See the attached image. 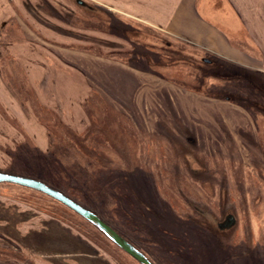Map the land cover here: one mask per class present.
<instances>
[{
    "label": "rangeland",
    "instance_id": "obj_1",
    "mask_svg": "<svg viewBox=\"0 0 264 264\" xmlns=\"http://www.w3.org/2000/svg\"><path fill=\"white\" fill-rule=\"evenodd\" d=\"M68 2L74 7L68 24L80 35L73 30L60 35L77 37L80 50L47 45L59 63L63 56L105 85L111 77H124L127 69L120 64L154 70L172 88L178 85L180 96L201 95L188 103L193 110L176 113L165 92L171 86L146 87L150 99L161 94V110L147 101L146 111L127 112L117 103L112 105L119 111L109 110V96L97 91L84 106L92 126L77 134L40 104L23 67L2 50L1 82L25 106L28 125L0 103V171L28 174L62 189L154 264H264V75L204 55L160 31L134 29L113 16L105 0ZM111 32L130 43L113 40ZM180 87L189 90L182 94ZM207 102L211 110H200ZM224 102L231 104L225 120L217 113ZM16 202L49 220L52 246L65 243L69 254L59 264H140L59 202L1 183L0 215L17 219L8 205ZM5 231L12 235L8 226ZM73 237L80 245L74 247ZM0 244V264H37L8 238L0 237Z\"/></svg>",
    "mask_w": 264,
    "mask_h": 264
},
{
    "label": "crops",
    "instance_id": "obj_2",
    "mask_svg": "<svg viewBox=\"0 0 264 264\" xmlns=\"http://www.w3.org/2000/svg\"><path fill=\"white\" fill-rule=\"evenodd\" d=\"M68 1L0 0V52L5 51L20 63L41 105L58 114L65 125L77 134H82L92 126L87 124L89 118L84 106L94 92L101 91V95L113 99L105 97L112 111H119L112 103H117L121 106L120 110L127 112L146 111L149 106L147 101H152L154 109L158 107L161 110L164 104L161 94L157 93L156 99H150L145 95V88L166 90L165 85H169L171 87L165 92L173 103L171 110L176 113L193 110L188 108V103L193 105L195 97L201 94L191 91L188 96H180L179 86L173 85L172 88L171 84L154 74V70L150 72L120 64L127 69L124 77H111L108 85H105L102 81H96L97 78L91 72L87 74L76 69V65H71L63 56L61 63L54 59L57 56L47 45L63 43L65 49L80 50L77 37L70 39L60 35H65L62 30L75 32L68 24L74 13V7ZM103 5L109 7V12L118 20L134 29L160 31L175 41L201 50L204 55L248 66L264 75V0H105ZM75 34L80 35L78 32ZM111 35L113 40L130 43L128 38L116 36L112 32ZM50 38L56 41H50ZM128 83L134 86V90H131L132 86H126ZM107 86L111 87L110 90ZM180 90L184 94L189 89L180 87ZM13 97L12 91L7 90L0 79V103L5 104V110L19 114L22 124L28 125L27 113L23 114L25 106H19ZM179 101L186 104H180ZM211 105L208 102L202 103L200 110L209 112L213 107ZM230 105L224 102L217 106V113L224 120ZM122 113L130 119L128 113ZM43 133L48 134L47 128H43ZM33 141L36 142L34 138ZM48 152L49 147L43 151ZM207 156L211 155L207 153ZM8 205L16 209L19 217L15 219L12 215L10 218L0 215V237L8 238L19 253L28 255L37 264H50L53 260L59 264V258L69 254L65 253L67 248L64 242L57 241L58 244L56 242L52 246L54 239L49 235V220L37 215L41 212L34 214L33 208L19 206V203ZM24 214L29 215L25 217ZM52 220L56 225L61 224L57 219ZM44 221L48 226H44ZM7 226L12 235H7ZM73 245L75 247L80 244L75 242ZM49 248L53 251H49ZM64 261L67 263V259Z\"/></svg>",
    "mask_w": 264,
    "mask_h": 264
},
{
    "label": "water",
    "instance_id": "obj_3",
    "mask_svg": "<svg viewBox=\"0 0 264 264\" xmlns=\"http://www.w3.org/2000/svg\"><path fill=\"white\" fill-rule=\"evenodd\" d=\"M1 183L16 184L19 186L30 188L41 192L53 198L54 200H57L58 202L64 204L66 207L70 208L72 211L76 212L86 221L91 223L111 242H113L117 247L126 252L128 255L133 257L138 263L154 264L145 253H143L132 243L122 237L117 231L114 230L113 227L102 220L96 213L75 202L73 199L69 198L59 190L50 187L43 181L0 171V184Z\"/></svg>",
    "mask_w": 264,
    "mask_h": 264
},
{
    "label": "trees",
    "instance_id": "obj_4",
    "mask_svg": "<svg viewBox=\"0 0 264 264\" xmlns=\"http://www.w3.org/2000/svg\"><path fill=\"white\" fill-rule=\"evenodd\" d=\"M10 173H12V174H16V175H19V176H25V177H30V178H34V179H38V178H36V177H33V176H31V175H28V174H21V173H15V172H10ZM38 180H41V181H43L44 183H46L47 185H49L50 187H52V188H54V189H56V190H59L60 192H62V193H64L66 196H68L69 198H71V199H73L75 202H77V203H79L75 198H73V197H71L70 195H68L65 191H63L62 189H60V188H58V187H54L52 184H50V183H48L47 181H45L44 179H38ZM4 184H8V185H13V186H16V187H19V188H23V189H27V190H32V191H35V192H38V191H36V190H33V189H30V188H26V187H23V186H19V185H16V184H10V183H4ZM40 193V192H39ZM45 195V194H44ZM45 196H47V195H45ZM47 197H49V196H47ZM49 198H51V197H49ZM51 199H53V198H51ZM54 200V199H53ZM25 201H27V200H25ZM55 201H57V200H55ZM58 202V201H57ZM60 203V202H59ZM60 204H62V203H60ZM80 204V203H79ZM63 206H65L64 204H62ZM80 205H82V204H80ZM82 206H84V205H82ZM66 207V206H65ZM85 208H87V209H90V208H88V207H86V206H84ZM66 208H68V207H66ZM69 210H71L70 208H68ZM91 211H93L92 209H90ZM72 211V210H71ZM74 212V211H73ZM94 213H96L95 211H93ZM50 213V212H49ZM75 214H77L76 212H74ZM96 214H98V213H96ZM53 215H54V213H53ZM78 215V214H77ZM78 216H80V215H78ZM98 216H100L99 214H98ZM81 217V216H80ZM101 217V216H100ZM102 218V217H101ZM84 219V218H83ZM104 220V219H103ZM106 222V221H105ZM107 224H108V222H106ZM91 224V223H90ZM111 227H112V225H110ZM96 228V227H95ZM114 228V227H113ZM97 229V228H96ZM98 230V229H97ZM116 230V229H115ZM120 234V233H119ZM122 237H124L126 240H128V241H130L129 239H127V237H126V235H123V233H121L120 234ZM108 239V238H107ZM130 243H132L131 241H130ZM139 250H141V249H139ZM142 251V250H141ZM143 252V251H142ZM147 255V254H146ZM149 257V256H148ZM150 258V257H149ZM151 260V259H150ZM152 261V260H151ZM153 262V261H152ZM154 263V262H153Z\"/></svg>",
    "mask_w": 264,
    "mask_h": 264
}]
</instances>
